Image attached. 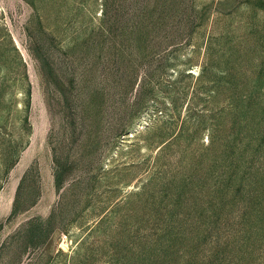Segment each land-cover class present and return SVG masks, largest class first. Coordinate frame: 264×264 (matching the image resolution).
<instances>
[{
	"label": "rangeland",
	"instance_id": "1",
	"mask_svg": "<svg viewBox=\"0 0 264 264\" xmlns=\"http://www.w3.org/2000/svg\"><path fill=\"white\" fill-rule=\"evenodd\" d=\"M0 264H264V0H0Z\"/></svg>",
	"mask_w": 264,
	"mask_h": 264
}]
</instances>
